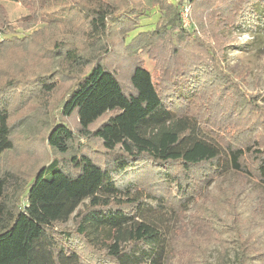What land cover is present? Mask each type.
<instances>
[{"label": "trees", "instance_id": "trees-1", "mask_svg": "<svg viewBox=\"0 0 264 264\" xmlns=\"http://www.w3.org/2000/svg\"><path fill=\"white\" fill-rule=\"evenodd\" d=\"M12 1L28 13L13 26L0 8V35H10L0 39V264H212V246L213 264H230L229 240L233 264H256L264 246L251 229L264 222L235 202L243 193L264 219V147L245 132L264 126V106L223 65L222 29L256 21L264 0ZM152 8L153 24L130 35ZM118 43L155 62L154 75L136 60L133 92L105 64ZM24 120L44 143L39 162L20 154ZM138 164L149 179L121 177ZM228 171L236 181L224 186Z\"/></svg>", "mask_w": 264, "mask_h": 264}, {"label": "rangeland", "instance_id": "rangeland-1", "mask_svg": "<svg viewBox=\"0 0 264 264\" xmlns=\"http://www.w3.org/2000/svg\"><path fill=\"white\" fill-rule=\"evenodd\" d=\"M150 0H145V3L148 5L149 9L151 7ZM0 8L4 10L7 14V18L13 26H16L17 19L25 16L28 12L25 7L19 1L12 0H0ZM187 8V16L184 15V9ZM257 20L253 23H248L246 21L241 28H235L231 30L228 26H225L222 31L225 32L226 47L224 48L223 57H225L223 61V65L228 68L233 77H236L238 81L241 83V87L245 90L246 93L255 96V101L259 105L264 106V2L257 3ZM185 17V25L182 22L184 28H191L192 18L190 16L191 9L188 5L183 4L181 6L180 16L182 18ZM155 8L150 11V14L147 17H144L141 21V26L139 29L132 32L130 35L136 33V31L149 28L153 22L156 20ZM249 19V18H248ZM42 24H33L26 30H22L21 28L16 27V31H19V35L22 36L23 33L31 34L35 29H39ZM10 35H4L1 38H8ZM138 59H142L146 66L150 68V70L155 75L156 70L154 69V60L150 59L148 54L136 55L134 57L129 56L127 52H125L121 45L118 43L114 47V52L111 53V57H107L105 60V64L109 69H117L118 80L120 85L123 87L124 91L127 93L133 92L132 87L129 83V76L131 75L135 62ZM157 75V74H156ZM211 76V75H210ZM209 76V79H211ZM210 85L211 88L208 92L201 96L199 100L203 101L206 105H208L209 101H214L213 99L216 97L212 95V89L217 88V85L213 84L212 81L207 84ZM262 121L261 119L257 121V124ZM70 122L76 127L75 118H71ZM242 124V123H240ZM38 131L37 125L31 123L29 120L22 121L17 129L16 133H14L15 138L17 139V143H21L24 141L25 146L21 148L20 154H24L28 149L32 150V160L34 162H39L43 157V146L44 143L42 138L36 135ZM41 132V130L39 131ZM245 132L251 133V136L258 138L261 142V146L264 147V126L259 127L256 126L253 129H246ZM30 137V139H25V137ZM84 145L87 143L84 139H82ZM96 151L100 148L97 144L95 147ZM96 151L90 152L89 155L93 158V160L97 163L103 164L105 162L103 156ZM9 159V157H8ZM7 160V159H6ZM145 165L138 164L133 167H129V173L127 175H122L124 180L128 179H144L147 180L150 178L152 172L151 168L147 167V171L145 169ZM219 180L224 186H228L231 182L236 181V175L232 171H228L223 173ZM211 186H214L211 184ZM245 187L247 191L252 188V182L249 180L246 182ZM172 190L176 189L175 182L172 183ZM214 189V188H212ZM238 205L239 210L237 212L241 213V217H243L247 221H251L252 224L255 222L263 223V215L254 216L249 208V200L242 194L238 196L237 202H235V206ZM190 209H187L184 216L177 222L179 225L180 221H186L192 211L191 205ZM221 216L224 217L225 213L221 212ZM229 223V220H227ZM67 226H72V220L70 219L65 223ZM256 227V226H254ZM252 228L251 231H260L258 237V246H264V229H261L259 226L257 228ZM228 230V229H227ZM227 234V233H226ZM224 234V238H227V235ZM229 246V263H234V252L235 246L231 240L227 243ZM217 258V247L212 246L210 250V254L208 256V261L210 263H214ZM262 262L264 264V256L262 258H257L255 263L258 264Z\"/></svg>", "mask_w": 264, "mask_h": 264}, {"label": "built area", "instance_id": "built-area-1", "mask_svg": "<svg viewBox=\"0 0 264 264\" xmlns=\"http://www.w3.org/2000/svg\"><path fill=\"white\" fill-rule=\"evenodd\" d=\"M184 10H185V11H184V15H185V17H186V16H187L188 9L185 8ZM185 17H183V14H182V22H183L184 25L186 24V23H185Z\"/></svg>", "mask_w": 264, "mask_h": 264}]
</instances>
